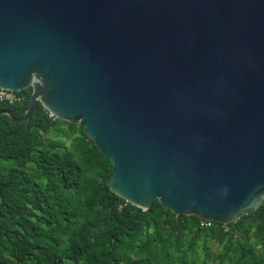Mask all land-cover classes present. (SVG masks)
<instances>
[{
  "label": "water",
  "instance_id": "1",
  "mask_svg": "<svg viewBox=\"0 0 264 264\" xmlns=\"http://www.w3.org/2000/svg\"><path fill=\"white\" fill-rule=\"evenodd\" d=\"M0 89L77 122L139 213L264 202V0H0Z\"/></svg>",
  "mask_w": 264,
  "mask_h": 264
},
{
  "label": "trees",
  "instance_id": "2",
  "mask_svg": "<svg viewBox=\"0 0 264 264\" xmlns=\"http://www.w3.org/2000/svg\"><path fill=\"white\" fill-rule=\"evenodd\" d=\"M14 93L24 102L0 101V111L20 118L31 89ZM111 170L77 122L41 104L29 122L0 116V264H211L215 244L221 264H264V202L232 224L200 226L157 200L139 213L109 190Z\"/></svg>",
  "mask_w": 264,
  "mask_h": 264
},
{
  "label": "built area",
  "instance_id": "3",
  "mask_svg": "<svg viewBox=\"0 0 264 264\" xmlns=\"http://www.w3.org/2000/svg\"><path fill=\"white\" fill-rule=\"evenodd\" d=\"M0 101H7L9 104L24 102L23 96H18L14 92L0 89ZM211 222L201 221L200 226H210Z\"/></svg>",
  "mask_w": 264,
  "mask_h": 264
},
{
  "label": "rangeland",
  "instance_id": "4",
  "mask_svg": "<svg viewBox=\"0 0 264 264\" xmlns=\"http://www.w3.org/2000/svg\"><path fill=\"white\" fill-rule=\"evenodd\" d=\"M46 141H53V138L52 137H46L45 138ZM57 140H54L53 142H56ZM217 250V245L215 244L213 246V250H212V253L210 254V263L211 264H221L222 261H223V258H224V253L223 254H219V253H216L215 251ZM225 261V260H224ZM228 261L226 260L224 264H227Z\"/></svg>",
  "mask_w": 264,
  "mask_h": 264
}]
</instances>
